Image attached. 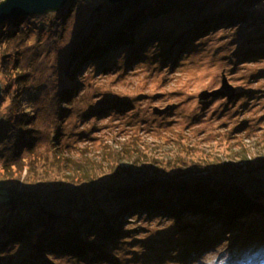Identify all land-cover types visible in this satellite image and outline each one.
Instances as JSON below:
<instances>
[{
    "label": "rangeland",
    "instance_id": "obj_1",
    "mask_svg": "<svg viewBox=\"0 0 264 264\" xmlns=\"http://www.w3.org/2000/svg\"><path fill=\"white\" fill-rule=\"evenodd\" d=\"M244 1L208 2L202 9L207 11L198 17L168 10L158 17L155 14L142 19L141 25L145 26L138 31L141 39L127 51L120 50V55L128 57H116L108 76H99L103 70L91 68L96 63L89 68L92 61H85L81 52L77 59L76 51L87 43L108 40L106 30L112 37L114 24L137 14L152 0L126 3L122 9L117 8L119 2L109 0H68L54 11L6 19L4 31H0V151L4 152H0V180L13 178L15 188L24 193L31 187L66 186L60 194L62 203L86 208L85 211L95 208L91 204L95 191L93 182L84 180L78 171L81 167L101 175L111 169L110 175L103 176H111L115 182L103 190L111 193L146 177L178 186L191 182L194 191L201 182L224 177L257 189L264 180V0H257L251 10ZM213 6L217 7L209 10ZM215 10L224 16L221 22L213 26V21L207 26L206 20L192 30L194 23ZM241 12H245L243 17L239 16ZM231 14L236 15L234 21L225 17ZM101 25L103 34L94 40L92 34L99 33ZM150 26L159 27L161 34L157 37ZM150 35L154 41L143 51L142 58L136 59L135 50ZM178 38L185 43L179 44ZM76 59V69L86 63L81 72L83 88L70 89L71 94L60 100ZM225 78L236 90L232 100L213 96L204 104L199 102L201 93L221 88ZM89 108L102 115L87 119L83 112ZM157 108L167 110L161 114ZM105 143L112 148L116 160L102 155ZM22 145L17 163L5 166L13 149ZM199 150L207 153L210 160L199 161ZM130 151L132 156H142V164L119 158L122 152ZM230 162L232 166L226 168L224 165ZM45 177L49 178L46 183ZM261 195L264 204V192ZM26 202L23 214L34 209L32 200ZM128 203L120 199L121 207ZM206 209L211 210V206ZM139 213H133L127 224L133 238L126 230L117 243L115 264H152L141 263L140 259L146 254L165 253L163 247H172L173 239L181 245L188 237L194 241L192 221L205 236L200 243L216 236L214 245L222 242L231 247L237 242L264 240V214L254 213L247 217L246 224L239 223L237 230L226 232L221 215H207L204 220L202 214L184 212L176 222ZM203 230L209 235H204ZM2 236L0 230V240L5 242ZM125 237H129L124 241L129 244L122 243ZM12 244L9 252L15 248ZM59 259L60 264H81L73 258ZM10 264L23 263L16 257Z\"/></svg>",
    "mask_w": 264,
    "mask_h": 264
},
{
    "label": "trees",
    "instance_id": "obj_2",
    "mask_svg": "<svg viewBox=\"0 0 264 264\" xmlns=\"http://www.w3.org/2000/svg\"><path fill=\"white\" fill-rule=\"evenodd\" d=\"M1 1L3 0H0V2ZM135 1L139 2L140 0H129L124 1V3L119 2L120 5H118L117 8L122 9L124 4ZM240 1L242 2V0ZM247 1L246 8L250 10L253 8L252 5L257 2V0ZM208 2L211 4L216 2V0H152L151 4L143 7L137 14L128 15L123 20H119V22L114 24L112 28V37L106 30L104 36H108V40L100 44L97 42L87 43L85 48H80L76 51L75 56L78 57L77 59H80L79 52H81L85 56V61H92L89 68L96 63V65L91 68H95V70L98 71L103 70L99 76H108L111 74L110 66L115 64L118 58L128 57L124 54L120 55V50L123 49L127 51L130 47L137 45L141 39L138 37V31L144 29L145 24L141 25L142 19L148 16L152 17L155 14L158 17L160 14L166 11L168 12V10H171L174 14L193 13L198 17L207 11V9H202L205 8ZM203 4L204 7H202ZM194 5H196L197 8H190ZM238 6L241 7L240 3ZM216 7L217 6L210 7L209 10ZM243 14L245 15V12H241L239 16L243 17ZM223 17L224 16H222L218 10H215L204 20L194 23L191 26L192 30L198 29L201 23L206 20L204 25L209 26L215 21V23H213V26H215L216 23L222 21ZM225 17L231 18L233 21L236 19L235 14L226 15ZM15 19L16 18H12L10 20ZM5 22L6 21L0 25L1 32L4 31L2 28ZM156 26H150L149 30L155 32L158 37L161 32L159 31V27L157 28ZM103 28L104 25H101L100 28H98L99 33L95 34L94 32V34H92L94 40L99 37V34H103ZM174 30L173 27V31ZM153 38L154 36L150 35V38L139 44L137 48L138 51L135 50L134 52L136 59L139 56V60L142 58L141 55L143 51H146L149 43L154 41L152 40ZM178 39L180 40L179 44L185 43L184 39ZM170 43L175 44L174 46L176 47L174 41ZM77 59L75 64L71 67V73L67 75L64 89H62L61 95L59 96L60 100L71 94L70 89L78 91L83 88L81 84L84 83V81L81 72L86 66V63L81 64L76 69L75 65L78 63ZM25 92L28 94L29 91L26 90ZM114 104H117V102ZM83 113L87 116V119L92 116L102 115L99 114V110H95V108H89ZM135 144L137 145V143ZM104 145L102 155H104L105 158L108 157L112 160H116V157H113L112 151H110L112 148L109 144L105 143ZM23 149L24 145H22L20 149L14 148L13 156H7L8 158L4 165L10 166L12 162L17 163V159L21 156ZM199 151H202L201 155L198 157L199 161L207 162L210 160L207 153H204L203 150ZM0 152L4 153L3 151ZM141 157L142 156H132L131 151L128 153L122 152L119 155V158L125 159L126 161L133 163L139 162L142 164ZM215 159H218V157ZM108 166L110 167V164H108ZM224 166L227 168L232 165L230 162ZM78 171H80L84 180L93 182L92 187H94L93 191L95 192H93L91 196L93 201L91 204L95 208H91V211H85L86 208L76 207L74 205H64V203H62L64 200L61 201L60 194H62L66 186L55 189H48L44 186L31 187L26 188L24 193V191L15 188L13 178H6L3 182L0 180V215L4 217V220L0 217V230L6 240L5 242L0 240V264H10L16 257L18 258V262L23 264H44L42 262L43 260L52 264H60L59 257L73 258L81 264H115L113 259L117 257L119 251L117 243L126 230L128 236H130L129 233H133V231L129 230L130 227L128 228L127 224H130L131 220L129 218H132L135 212H140L139 214L145 213L149 216H157L160 218L165 217L166 219L175 220L176 222L180 221V214L184 212L196 214L197 216L202 214L200 217H203L204 220L207 215L212 218H216V215H221L223 216L221 226L224 227L226 232L237 230V225L239 223L246 224L247 217L254 213L264 214V204L261 197V194L264 192V188H262L264 185L263 179L261 180V186L257 189L248 186L245 184L246 182L240 183L239 180H230L224 177V180L218 178L208 183L201 182V187H196V191H194L195 188L190 187L192 185L191 182L185 183L183 186H178L172 183L168 184L158 178L146 177L135 179V181L128 186V188H130L129 191H125L128 189L125 186H120L118 191L111 193L103 191L109 188L110 185H113L112 183H115L112 181L111 176L103 177L106 174L110 175L111 169L108 171L106 168L108 172L103 175L98 172H92L86 167H81ZM104 178L110 179L105 180ZM47 179L49 178H44V183H46ZM54 181L56 182V179H54ZM61 181L62 180L58 179L59 183H61ZM118 193L121 194L120 197L117 195ZM162 195H165V197L162 198ZM118 197L119 202L117 203V207H114ZM120 199L129 201V205L127 204L125 207H121ZM30 200L34 202V209L30 213L23 214L24 207L27 204L26 201ZM207 206H211V210L206 209ZM7 208L9 209V211H7L8 213L6 212ZM13 214L18 215V218H10ZM7 217L10 219L5 220ZM200 217H198V219H200ZM238 218L239 220L237 221ZM183 220L185 219L181 221ZM204 220L203 223H206L207 221L204 222ZM190 231L195 234L194 241H191V238L188 237L186 243L181 245L173 239L174 243L172 247H168L167 245L163 247L166 249L165 253L161 252L153 256H150L151 254H146L144 259H140L141 263L189 264V257L193 252L210 249L208 248L210 246L212 248L216 243V238H218V236H216L203 240L200 243V240L205 236L200 233L196 221H192ZM203 231L204 235H209L206 230ZM130 237L133 238V236ZM127 238L129 237H125L122 243H126L124 241L128 240ZM22 240L25 242H22ZM251 241L255 240H249L246 243L237 242L235 247L245 245ZM10 242L14 243L15 248L13 251L9 252V249L12 248L10 245H13L12 243L10 244ZM191 242H194V245H192ZM17 245L20 247H17ZM181 248H183L184 251H182Z\"/></svg>",
    "mask_w": 264,
    "mask_h": 264
},
{
    "label": "water",
    "instance_id": "obj_3",
    "mask_svg": "<svg viewBox=\"0 0 264 264\" xmlns=\"http://www.w3.org/2000/svg\"><path fill=\"white\" fill-rule=\"evenodd\" d=\"M111 2H123L125 0H110ZM67 0H3L0 2V25L10 18H17L31 13H44L60 9ZM2 89L0 85V97ZM227 96L232 100L236 96V90L225 78L223 86L213 91H204L200 94V103L204 104L210 97ZM167 110V109H166ZM165 109L157 108V113H164Z\"/></svg>",
    "mask_w": 264,
    "mask_h": 264
},
{
    "label": "clouds",
    "instance_id": "obj_4",
    "mask_svg": "<svg viewBox=\"0 0 264 264\" xmlns=\"http://www.w3.org/2000/svg\"><path fill=\"white\" fill-rule=\"evenodd\" d=\"M189 264H264V240L231 247L222 242L212 248L193 252Z\"/></svg>",
    "mask_w": 264,
    "mask_h": 264
},
{
    "label": "bare ground",
    "instance_id": "obj_5",
    "mask_svg": "<svg viewBox=\"0 0 264 264\" xmlns=\"http://www.w3.org/2000/svg\"><path fill=\"white\" fill-rule=\"evenodd\" d=\"M110 1V0H109ZM66 5V4H65ZM52 184H54V182H51Z\"/></svg>",
    "mask_w": 264,
    "mask_h": 264
}]
</instances>
